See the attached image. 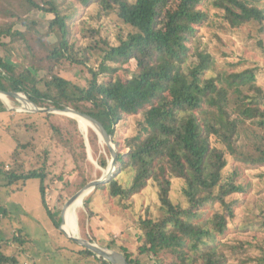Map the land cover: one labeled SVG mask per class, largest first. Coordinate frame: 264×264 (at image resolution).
<instances>
[{"label":"trees","instance_id":"1","mask_svg":"<svg viewBox=\"0 0 264 264\" xmlns=\"http://www.w3.org/2000/svg\"><path fill=\"white\" fill-rule=\"evenodd\" d=\"M7 1L0 0L3 3L0 6V44L3 49L13 43H24L33 51L34 43L44 45L43 41L51 35L56 39L45 44L42 48L44 56L31 58L29 65H17L0 53V89L25 92L41 107L63 109L70 106L92 115L113 134L118 148L116 169L107 182L97 185L85 198L89 217L93 215L90 204L97 189H107L110 196L125 203L153 181L158 186L160 215L140 219L144 234L142 242H138L136 256L126 246L120 245L117 249L131 264H143L138 255L156 258L154 264H222L225 256L216 251L213 244L206 251L199 248L206 244V237L214 236V232H226L228 217L234 215L233 204L236 202L229 201L228 197L247 188L236 181L238 172L224 175L226 152L214 144L212 136L246 162L264 164L263 148L259 147L258 156L241 157L235 144L246 120L264 131V89L256 83L254 68L206 76L216 60L210 52L190 43L197 35L198 26L208 17L201 8L207 0H76L84 6L98 3L105 11L115 9L119 18L135 29L126 37H119L118 44H110L104 38L95 40L92 47L102 54L98 69L88 67V57L80 58L75 54V46L69 40L68 19L71 16L63 13L58 0ZM213 4L224 10V17L232 27L264 21V10L246 0H213ZM36 9L54 16L44 33L37 28L35 20L27 17ZM18 26L28 27L30 37ZM67 60L87 67V85L82 87L56 73L55 68L64 66ZM130 64L132 68L125 80L114 77ZM41 71L45 73L43 76L38 73ZM81 103H90L91 106L81 108ZM5 111L0 99V113ZM138 113L143 115L138 121V131L121 144L115 137V125L125 115ZM34 115L44 118L49 128L57 132L60 129L51 119L53 114L48 112L21 114L20 121L25 122V128L29 129L31 125L26 119ZM63 117L77 129L81 127L76 119ZM11 122V118L6 120V127L9 124L11 127ZM89 141L94 157L101 167H106L109 148L104 145L105 152L99 153V135L92 128ZM20 146L11 153L12 167L4 170L3 163L0 170L4 171L10 185L38 179L42 204L59 229L58 203L62 204L70 197L63 196L68 186L66 184L61 189L53 208L51 194L55 185L54 182L47 183L51 170L45 164L39 168L33 164L27 166V159L22 155L24 149ZM63 146L71 153L79 149L75 161L78 164L88 161L94 168L87 159L84 141L72 145L74 148L69 144ZM83 165L78 167L82 182L77 188L95 177L100 178L102 172L98 169L94 177L92 172L84 171ZM173 178L185 181L186 207L175 203L171 197ZM51 180L57 182L59 178L54 173ZM216 202L220 203L222 211H216L211 219L213 232L196 222L199 217L196 210L204 204ZM7 212V208L1 205L0 216ZM14 239L23 241L20 236H14ZM2 248L4 245L0 241V264H14L16 258L7 255ZM79 253L84 257L93 256L101 264H111L87 248ZM167 253L173 258L166 262Z\"/></svg>","mask_w":264,"mask_h":264},{"label":"rangeland","instance_id":"2","mask_svg":"<svg viewBox=\"0 0 264 264\" xmlns=\"http://www.w3.org/2000/svg\"><path fill=\"white\" fill-rule=\"evenodd\" d=\"M246 1L264 10V0ZM58 2L61 3L63 13L71 16V19H68L71 31L69 40L75 46V54L80 58L88 57V67L93 66L98 69L102 60L101 51L92 47L95 40L104 38L110 44H118L119 37H126L129 33L135 32L132 26L119 18L115 9L105 11L98 3L84 6L76 0H58ZM2 5L3 3H0V6ZM201 8L208 13V17L198 26L197 35L190 44L210 52L215 58L216 64L207 72L206 76H215L227 70L241 71L254 68L256 69V83L264 89V21H251L241 26L232 27L224 17V10L214 5L213 0L205 1ZM27 17L35 20L37 28L41 33H44L54 16L36 9L30 12ZM18 28H22L21 30L30 37L31 30L28 27L18 26ZM92 29L97 32L91 31ZM54 39H56L54 35L47 37L43 41L44 45ZM44 45L34 43L32 51L24 43H13L5 49L0 44V53L17 65H29L31 58L33 59L37 55L44 56L42 49ZM125 68L114 77H121L125 80L130 74L128 72L132 65H125ZM55 70L57 74L75 84L82 87L87 85L89 73L85 65L67 60L64 66L58 65ZM38 73L40 76L45 74L43 71ZM21 93L28 98L25 92ZM6 98L8 103L10 102L11 108L0 113V165L5 164L4 170H9L8 168L12 167L14 160L11 153L18 145L24 149L22 155L27 159V166L30 167L33 164L39 168L45 164L51 170L47 183L54 182L55 185L51 194L53 208L57 204L58 194L66 184L68 187L63 191L64 198L71 197L86 185L77 188L82 182L79 165L84 164V171L92 172L94 177L98 169L102 171L100 177L108 169L111 159L110 152L107 154L109 156L106 167H101L93 155L89 141L91 126L87 130H83L78 123L81 127L77 129L73 123L63 117L69 116L65 112L35 111L29 108L31 105L33 107L36 105L31 100V105H28V102L20 97L9 96ZM80 106L85 108L90 107L91 104L81 103ZM37 107L50 108L38 105ZM25 111L27 113H52L51 119L60 129L57 132L49 128L45 119L36 115L26 119V122L31 125H29V129L25 128V122L20 121L21 114L26 113ZM9 118L12 119V126L9 127V124L6 127L5 123ZM142 118V113L125 115L115 125V137L117 136L121 144L126 138L136 134L138 121ZM212 140L226 152L227 165L223 169L224 175L229 176L235 171L238 172L236 181L245 185L247 189L228 197L229 201H236L233 204L234 215L228 217V228L222 234L213 231L214 227L211 221L216 211H222L220 203H207L196 210L199 216L196 222L214 232V236L206 237V244H201L199 250L206 251L209 245L213 244L216 251L225 256V261L222 264H264L262 261L264 259V164L246 162L232 153L226 144L217 141L216 137L212 136ZM83 141L87 149V159L94 164V168L88 161L84 160V163L81 164L75 161V157L79 156V149L71 153L66 146H63L69 144V147L74 148V144H82ZM99 143V153L105 152L104 145L106 144L100 140V137ZM235 144L241 157L258 156L261 148L264 149V131L259 130L250 120H246L241 125ZM114 145H116L115 140ZM54 173L59 178L57 182L51 180ZM95 179L97 178L92 180ZM184 185V180L173 178L171 197L175 203L186 207L188 199L183 192ZM90 193L84 197L83 204L78 210L79 235L103 246L108 247L109 244H113L112 249L118 251H121L119 248L117 249L120 245L126 246L136 256L138 242H142L144 234L140 227V219L147 216L156 217L161 212L156 183L151 181L145 189L126 200L125 203L110 196L107 189H97L93 193L90 204L93 210L92 218L89 217L90 214L85 206V198ZM65 202L58 203L57 220H59ZM1 205L6 207L8 212L0 216V241L4 245L2 250L7 255L16 258L14 264H101L93 256H82L79 250L85 247L54 225L42 204L38 179H31L26 183L20 181L10 185L4 171L0 170ZM14 236H20L23 241L15 240ZM190 250L193 252L192 249ZM138 257L143 264H154L156 261V258L151 256L138 255ZM171 258H173L171 254L165 255L166 262Z\"/></svg>","mask_w":264,"mask_h":264},{"label":"water","instance_id":"3","mask_svg":"<svg viewBox=\"0 0 264 264\" xmlns=\"http://www.w3.org/2000/svg\"><path fill=\"white\" fill-rule=\"evenodd\" d=\"M5 95V97L13 96V97H20L24 99L22 96H20V92H15V91H4L0 89V99L3 101L6 109H10L11 107L9 106V103L7 101V98H5L2 95ZM28 101L26 102H31L29 98H27ZM31 107V106H29ZM13 109V108H12ZM31 110L39 111V110H48V111H58V112H67L71 111L74 112L75 114L83 117L86 119L90 124L91 127L97 132V134L100 137V140H103V142L108 146L109 151H110V163L109 167L107 170L104 171L103 175L95 180L90 181L87 183L84 187H82L80 190H78L75 194H73L64 204L62 211L60 213L59 217V228L71 239L75 240L77 243L80 245L84 246L85 248L91 250L94 252L98 257L103 258L104 260L110 262L111 264L114 263V257L116 256L119 261H121L122 264H131L125 254L121 251L112 249L107 246L100 245L96 242H93L91 240H88L82 236L74 235L68 232L64 226H63V221H64V215L66 210L82 195H88L90 192H92L97 185L101 183L107 182L113 175L115 169H116V157H117V147L114 145V138L113 134L110 133L106 127L95 117H93L90 114H87L85 112H82L80 110H77L75 108H72L70 106H66L63 109H58L55 107H50V108H40L35 105L34 107H31ZM102 138V139H101Z\"/></svg>","mask_w":264,"mask_h":264},{"label":"bare ground","instance_id":"4","mask_svg":"<svg viewBox=\"0 0 264 264\" xmlns=\"http://www.w3.org/2000/svg\"><path fill=\"white\" fill-rule=\"evenodd\" d=\"M2 95V94H1ZM5 97V95H2ZM20 96H22L25 100V101H28L27 100V97L24 96L22 93H20ZM6 98V97H5ZM10 103V102H9ZM28 105H31L30 102H28ZM33 106V105H31ZM31 108V107H29ZM26 112V111H25ZM65 113L69 116H72L74 118H76V120L78 121V123L82 126V129L83 130H87V128L89 126H91V124L86 120L84 119L83 117L75 114L74 112H71V111H68L67 112L65 111ZM102 139V138H101ZM103 142V140H101ZM86 195H82L80 196L65 212V215H64V221H63V226L64 228L70 232L71 234H74V235H78L79 236V227H78V210L79 208L81 207V205L83 204V200H84V197ZM114 263L115 264H122L121 261H119V259L115 256L114 257Z\"/></svg>","mask_w":264,"mask_h":264}]
</instances>
